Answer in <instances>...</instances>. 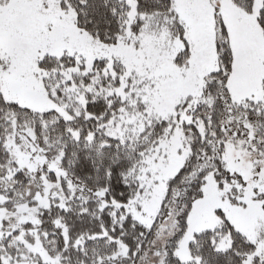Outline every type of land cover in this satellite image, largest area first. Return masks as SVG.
<instances>
[{
    "label": "snow or ice",
    "instance_id": "snow-or-ice-1",
    "mask_svg": "<svg viewBox=\"0 0 264 264\" xmlns=\"http://www.w3.org/2000/svg\"><path fill=\"white\" fill-rule=\"evenodd\" d=\"M0 264H264V0H0Z\"/></svg>",
    "mask_w": 264,
    "mask_h": 264
}]
</instances>
